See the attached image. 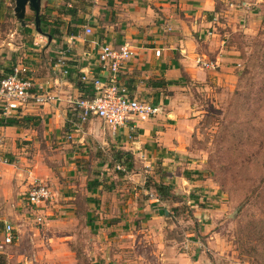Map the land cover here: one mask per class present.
<instances>
[{"label":"crops","instance_id":"crops-1","mask_svg":"<svg viewBox=\"0 0 264 264\" xmlns=\"http://www.w3.org/2000/svg\"><path fill=\"white\" fill-rule=\"evenodd\" d=\"M239 1H84L92 5L89 11L79 10L80 19L74 24L67 18V23L75 26L65 37L66 45L74 53L72 57L66 56L69 66L58 62L59 53L55 51L54 57L44 59L47 64L32 67L35 84L48 86L61 100L48 105H29L10 119L13 123L0 118V246L5 225L15 219L24 221L20 219L26 215L19 213H23L20 208L27 204L30 184L46 180L56 194L45 209L49 216L46 225L27 230L15 226L19 237L29 235L30 245L20 241L5 245L0 252L6 256L8 264H84L78 254L71 253L69 239L87 230L94 236L90 239L91 247L87 248L93 255L85 260L87 264H202L207 259V251H198L200 263L196 261L198 254L192 253L196 243L171 242L164 239L163 231L156 232L148 224L160 227L169 221V214L173 212L167 209V203L175 207L180 202L192 209L198 207L195 216L205 215L204 210H199L200 196L212 185L206 180L207 176L198 177L191 170L205 171L206 168L196 167L195 163L185 167L184 162L176 160L186 159L184 155L190 154L195 138L192 106L182 90H186L188 82L204 83L215 77L234 82V63L238 60L217 29L231 25V12L238 15L237 12L249 9L251 0ZM86 27H91L93 34L87 35ZM48 37L58 42L55 36ZM125 43L136 54L122 67L121 81L130 96L159 106L161 111L116 133L112 131L110 136L126 157L134 155L137 160L142 159L138 161L146 172L148 169L160 172L162 176L157 182L173 185L175 198L167 201H161L156 193L142 196V190L135 192V196L130 193L131 188L126 193V188L132 187V181L140 174H129L132 167L122 158L116 164L122 167V172L105 180L102 178L108 174V169L99 163L95 169L91 167V171L84 169L86 163L82 160L89 157L86 153L91 151L86 133L76 127L89 121L82 123L78 114L71 112L69 101L96 93L94 75L107 77L108 73L97 62L98 47L106 44L118 47ZM199 59L217 63V67L203 68ZM66 68L68 75L63 72ZM5 73L0 70V81ZM85 74L89 78L86 82L82 79ZM80 81L84 85H80ZM80 194L82 200L75 203ZM61 195L74 202L67 205L65 211H59V215L66 213L65 218L54 215L51 209ZM81 217L85 222L79 228L76 226L78 230L71 231L69 220L74 222ZM150 234L158 242L153 251L139 241ZM29 248L33 249L31 256L23 255Z\"/></svg>","mask_w":264,"mask_h":264},{"label":"rangeland","instance_id":"rangeland-1","mask_svg":"<svg viewBox=\"0 0 264 264\" xmlns=\"http://www.w3.org/2000/svg\"><path fill=\"white\" fill-rule=\"evenodd\" d=\"M249 3L247 11L237 12L238 15L231 12V25L217 29V32L225 37L226 47L235 52L238 60L234 63V82L215 77L204 83L188 82L186 90H182L189 96L192 106L195 138L190 147V154L184 155L186 159L176 160L184 162L185 167L189 166L186 164L195 163L196 167L210 169L211 175H200L198 171L201 170H191L192 174L198 177L207 176L206 180L212 185L207 188V192L202 193V197L200 196L199 210H204L205 215L202 218L199 217L200 214L195 216L198 207L192 209L191 206L180 203L181 210H184L185 206L187 209L185 214L177 216L176 207L167 203V209L173 212L169 214V221L160 227L153 223L148 224L156 232L163 231L164 239L171 242L181 243L189 240L196 243L192 253L207 251V259L202 264H264V0H251ZM91 6L84 0H42L40 15L43 13L46 20L41 23L44 32L41 34L37 31L35 13L32 10L27 9L23 25L16 17L15 0H0V70L6 72V75L19 63H28L34 68H40L47 64L45 60L55 56V51H58L60 57V53L72 57V49L65 53L68 48L66 34L75 29L72 24L80 19L79 10L85 13ZM69 17L72 24L67 23ZM50 34H54V39L58 42H51L48 37ZM67 59L64 64L69 60ZM38 60L41 61L37 62ZM70 110L72 112L74 108ZM91 120L76 127H81V133H86V142L91 151L86 153L89 157L87 155V158L82 160L86 163L84 169L91 171V167L95 169L99 163L101 167L108 169V174L102 178L105 180L115 176V173L122 172V167H116L122 158L126 160L128 167H132L129 174H140L132 181L133 186L126 188V193L131 188L130 193L134 196L135 192L139 193L140 190L142 196L155 194L154 185L162 176L160 172L149 169L146 172L145 166L138 161L142 159L137 160L134 155L130 158L123 156V150L112 142V130L101 120ZM178 172L180 173L179 170ZM43 181L47 183L46 180ZM84 182L85 179L82 180V183ZM31 186L32 184L28 188ZM81 200L80 194L75 203ZM68 201L61 195L55 205H51L54 215H59L60 210L65 211L67 205L74 204ZM25 202L27 203L26 199ZM46 208L47 206L40 209L45 217V225L49 219L45 214ZM21 209L23 213L19 214L26 216L20 220L24 221L15 219V225L14 222L12 225L23 230L38 229L40 226L36 222L37 216L31 213L29 206L26 204ZM59 216L65 218L66 213ZM69 222L71 231H76L85 219L75 218L74 222ZM16 228L17 238L13 244L20 241L26 246L28 243L30 245L29 235L21 234L22 239L18 236ZM147 236L145 240L139 241L142 242L141 245L146 244L149 251H153V246L158 242L154 240L155 236ZM92 237L93 233L87 230L84 234H74L73 238L69 239L71 253L78 254L84 264L88 263L85 260L91 256L87 248L91 247ZM158 239L161 240V237ZM32 253L33 249L29 248L25 249L23 255L31 256ZM199 256L200 254L194 257L197 262Z\"/></svg>","mask_w":264,"mask_h":264},{"label":"built area","instance_id":"built-area-1","mask_svg":"<svg viewBox=\"0 0 264 264\" xmlns=\"http://www.w3.org/2000/svg\"><path fill=\"white\" fill-rule=\"evenodd\" d=\"M97 1V0H84ZM87 35L93 34L91 27L85 28ZM71 48H67L65 53ZM62 52V51H61ZM135 51L128 44L115 47L110 44L98 47L97 62L100 68L108 73L107 77L93 78L95 90L94 96H83L77 99H71L69 104L78 113L82 122L90 119L101 120L114 133L118 130L128 127L130 124H136L137 121H145L159 114L161 108L152 103L140 100L130 96L126 85L121 81L122 67L135 56ZM160 54V51H157ZM59 63L65 65L66 56L60 53ZM198 63L207 69H215L217 63L209 60H198ZM65 75L69 71L63 70ZM33 68L28 63H19L4 76L0 81V117L4 120H10L14 115H18L23 110L28 109L29 105H48L60 101V97L52 93L48 86L35 84ZM82 79L89 80L88 75H83ZM132 128L135 126L131 125ZM56 197L55 191L51 185L36 181L32 184L27 193V205L29 210L37 216L36 222L42 227L45 224V217L41 213V208L46 207L50 201ZM15 227L7 223L4 228V237L0 251L5 245L14 243L17 237ZM2 253L0 252V255Z\"/></svg>","mask_w":264,"mask_h":264},{"label":"trees","instance_id":"trees-1","mask_svg":"<svg viewBox=\"0 0 264 264\" xmlns=\"http://www.w3.org/2000/svg\"><path fill=\"white\" fill-rule=\"evenodd\" d=\"M43 14V13H42ZM40 15L41 17V23L46 20L44 19V15ZM55 33L57 32L56 30L54 31ZM52 37H54V34H50ZM7 75V74H6ZM5 75V76H6ZM83 84L84 85V82L83 81H80V85ZM82 85V86H83ZM84 87V86H83ZM88 96V95H86ZM89 96H94V95H91L89 94ZM78 114V113H77ZM7 123H13L12 120L10 121H7ZM126 155V153H124ZM198 174L202 175V174H206V175H211V171L210 169H206L205 171H198ZM154 189H155V193L157 194V196H159V199L161 201H167L169 199H173L175 198V196L173 195V185L172 184H166L164 182H157L155 185H154ZM181 203V202H180ZM182 204H185V203H182ZM187 205V204H186ZM189 206V205H188ZM185 209H187V207L185 206ZM185 209L184 210H181V208L178 206L175 208V212L177 213V216H182L183 214H185ZM192 212V211H191ZM190 213V212H189ZM0 264H8V261H7V258L6 256H4L3 254L0 255Z\"/></svg>","mask_w":264,"mask_h":264},{"label":"water","instance_id":"water-1","mask_svg":"<svg viewBox=\"0 0 264 264\" xmlns=\"http://www.w3.org/2000/svg\"><path fill=\"white\" fill-rule=\"evenodd\" d=\"M16 7L15 13L16 17L22 21L23 25L25 23L24 18L27 13V9L32 10L35 13V24L37 31L41 34H44L41 29V7H42V0H15Z\"/></svg>","mask_w":264,"mask_h":264}]
</instances>
